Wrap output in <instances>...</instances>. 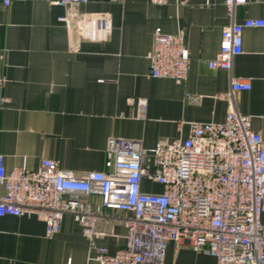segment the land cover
<instances>
[{
    "label": "crops",
    "instance_id": "1",
    "mask_svg": "<svg viewBox=\"0 0 264 264\" xmlns=\"http://www.w3.org/2000/svg\"><path fill=\"white\" fill-rule=\"evenodd\" d=\"M92 14L112 21L106 40L84 38L75 26ZM247 18L264 19V0H248L234 12L226 0H88L67 6L45 0L5 6L0 0V153L7 169L24 163L37 170L43 158H51L76 176L103 171L110 138L138 140L152 149L188 137L191 122H223L232 102L252 115L264 141V27L245 28L244 52L230 72L208 65L219 51L222 28ZM158 27L185 32L190 61L182 83L151 76L148 55ZM232 78L250 80L251 89L231 98ZM131 97L147 99L144 119L137 118ZM142 189L163 188L144 179ZM88 199L100 203L97 195ZM130 215L103 209L96 229L104 235L92 242L70 213L52 238L45 236L39 214L0 215V264H98V247L114 253L125 246L122 219ZM158 264H217V258L171 241Z\"/></svg>",
    "mask_w": 264,
    "mask_h": 264
},
{
    "label": "built area",
    "instance_id": "2",
    "mask_svg": "<svg viewBox=\"0 0 264 264\" xmlns=\"http://www.w3.org/2000/svg\"><path fill=\"white\" fill-rule=\"evenodd\" d=\"M64 6L88 0H45ZM163 2L164 0H152ZM248 0H226L231 11ZM11 0H4L9 6ZM60 19L67 24V16ZM81 36L106 40L112 21L106 15L92 14L75 24ZM264 27L263 18H247L222 28L220 48L208 62L210 68L231 71L235 56L244 52V30ZM154 78H171L177 83L188 75L190 56L185 32L154 30L148 55ZM250 80L232 78L235 91L249 90ZM2 103L7 98H1ZM137 118L146 117L148 102L131 97ZM106 170L85 176L43 158L40 168L21 164L7 169L0 153V215L39 214L45 223V236L60 232L65 214H72L84 226L92 242L104 235L96 229L103 209L131 212L122 219L126 244L114 253L98 247V264L161 263L171 241L188 242L198 252L216 256L217 264H264V141L252 126V115L242 113L233 102L223 122H191V133L146 148L141 141L112 137L106 149ZM148 179L162 186L161 192H146ZM100 197L99 204L89 201Z\"/></svg>",
    "mask_w": 264,
    "mask_h": 264
}]
</instances>
